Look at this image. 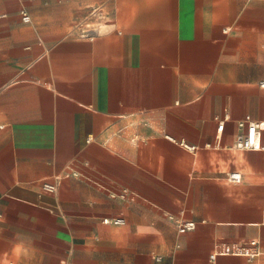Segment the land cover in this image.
Here are the masks:
<instances>
[{"label": "crops", "instance_id": "0c3cea01", "mask_svg": "<svg viewBox=\"0 0 264 264\" xmlns=\"http://www.w3.org/2000/svg\"><path fill=\"white\" fill-rule=\"evenodd\" d=\"M263 77L264 0H0V264H264Z\"/></svg>", "mask_w": 264, "mask_h": 264}, {"label": "built area", "instance_id": "2783aa9c", "mask_svg": "<svg viewBox=\"0 0 264 264\" xmlns=\"http://www.w3.org/2000/svg\"><path fill=\"white\" fill-rule=\"evenodd\" d=\"M23 20L29 21L30 16L28 14H23ZM261 88H264V77L260 81ZM241 127L246 128V132L237 136L234 147L240 150H251V149H260L262 148V135L264 130V121L261 120H253L250 116H246L239 122ZM225 123L220 121L218 124L219 132H222L224 129ZM171 140L177 141L181 146L187 148L191 152H197L199 149L198 145L190 144L185 139L177 140L172 136H168ZM221 144V143H220ZM217 145L218 146H220ZM208 147L215 146L212 143L206 144ZM227 178L231 182H240L242 179V175L238 171H231L227 174ZM43 189L55 193L58 190V185L56 183L45 182L43 184ZM263 211V224H264V205L262 207ZM105 223H112V224H122L125 222V219L122 217L117 218H104L103 220ZM179 231L184 233L188 231H192L196 228V222L193 220H181L178 223ZM239 254L246 256L250 259H254L260 257L264 250L259 239H254L245 244L240 250L237 251ZM216 256L215 253L211 255V258L214 259ZM160 259V256L157 257Z\"/></svg>", "mask_w": 264, "mask_h": 264}]
</instances>
